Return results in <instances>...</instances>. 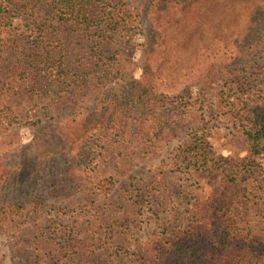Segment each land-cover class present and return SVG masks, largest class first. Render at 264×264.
Returning <instances> with one entry per match:
<instances>
[{"label":"trees","instance_id":"trees-1","mask_svg":"<svg viewBox=\"0 0 264 264\" xmlns=\"http://www.w3.org/2000/svg\"><path fill=\"white\" fill-rule=\"evenodd\" d=\"M140 1L0 0L1 139L8 131L6 120L31 128L30 144L60 136L68 120L78 116L85 117L86 129L77 151L63 143L50 159H32L17 168L0 156V233L21 240L14 264H107L97 254L103 246L81 238L80 225H47L37 219L56 201L97 193L98 173L112 179L156 154L158 145L149 135L153 128L188 130L184 160L197 171L214 174L223 198L201 202L194 227L153 256L144 255L142 264H264L263 244L238 233L231 221L238 180L252 172L264 150V95L238 98L243 106L235 112L242 116L234 124L235 148L230 156L217 151L212 125L202 116L209 99L194 100V81L184 80L171 93L156 83L144 85L121 54L142 28ZM157 1L169 0L150 4ZM209 18L171 37L182 44L179 62L200 56L216 42L218 31L204 28ZM260 21L264 5L250 16L249 25L258 29ZM166 38L162 29L161 44ZM256 39L250 66L264 60V27ZM153 41L157 44L159 38ZM244 44L245 39L240 47ZM243 61L215 70L209 66L207 75L194 79L202 87L223 81L225 72Z\"/></svg>","mask_w":264,"mask_h":264},{"label":"rangeland","instance_id":"rangeland-1","mask_svg":"<svg viewBox=\"0 0 264 264\" xmlns=\"http://www.w3.org/2000/svg\"><path fill=\"white\" fill-rule=\"evenodd\" d=\"M150 3L151 0H142L138 4L141 5L142 28L132 34L133 40L126 49H120L121 54L124 52L133 76L144 85L156 83L158 88L161 86L171 93L180 88L184 80L194 81V100L209 99L202 116L212 125L214 147L224 156H230L237 142L234 124L242 120L241 114L236 115L243 106L238 98L264 95V60L247 65L255 51L256 38L264 27V21H260L258 29L252 28L249 18L264 5V0ZM204 18H209L204 25L206 32L218 31L216 42L200 56L179 62L182 44L171 37L182 28L189 32L198 25L197 20L201 22ZM172 22L179 24L172 26ZM162 29L167 42L161 44ZM154 38H159L157 44L153 43ZM244 39L245 44L240 47ZM238 59L244 60L242 66L232 69L231 73L225 72L223 81L214 79L202 87L194 79L195 75H207L209 66L210 70H215ZM210 74L216 78L214 73ZM162 89L159 90L164 91ZM84 118L69 119L62 136H49L32 144L31 128L6 120L8 131H4L5 139L0 137V156L17 168L21 162L50 159L54 153H59L63 143L70 151H77V142L86 134ZM149 135L158 145L156 154L112 179L106 173H98L97 193L56 201L37 221L47 225H80L81 238L103 246L104 250H98L97 254L107 258V264H142L144 255L153 256L160 248L169 247L177 236L194 227L199 204L210 198L221 200L223 189L214 174L197 171L189 160H184L182 149L190 140L188 130L167 133L153 128ZM256 162L258 165L252 172L238 180L231 221L233 227L239 228L238 233L264 247V150ZM31 170L26 172L28 176ZM20 241V235L9 237L0 233V264H14L18 259L16 245Z\"/></svg>","mask_w":264,"mask_h":264}]
</instances>
